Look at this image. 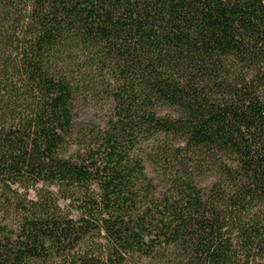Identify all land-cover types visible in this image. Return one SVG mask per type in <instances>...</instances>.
<instances>
[{
    "label": "trees",
    "instance_id": "obj_1",
    "mask_svg": "<svg viewBox=\"0 0 264 264\" xmlns=\"http://www.w3.org/2000/svg\"><path fill=\"white\" fill-rule=\"evenodd\" d=\"M0 264H264V0H0Z\"/></svg>",
    "mask_w": 264,
    "mask_h": 264
},
{
    "label": "rangeland",
    "instance_id": "obj_2",
    "mask_svg": "<svg viewBox=\"0 0 264 264\" xmlns=\"http://www.w3.org/2000/svg\"><path fill=\"white\" fill-rule=\"evenodd\" d=\"M147 172L148 174L154 178L155 182L159 184V187H162V184H160L159 178L157 176V173L153 170L152 166L150 164L147 165Z\"/></svg>",
    "mask_w": 264,
    "mask_h": 264
}]
</instances>
